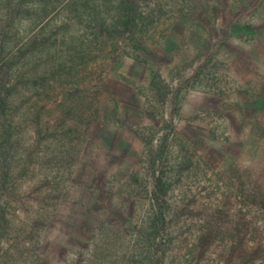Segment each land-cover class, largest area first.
I'll return each instance as SVG.
<instances>
[{
    "label": "rangeland",
    "instance_id": "rangeland-1",
    "mask_svg": "<svg viewBox=\"0 0 264 264\" xmlns=\"http://www.w3.org/2000/svg\"><path fill=\"white\" fill-rule=\"evenodd\" d=\"M35 1L0 264H264V0Z\"/></svg>",
    "mask_w": 264,
    "mask_h": 264
},
{
    "label": "trees",
    "instance_id": "trees-1",
    "mask_svg": "<svg viewBox=\"0 0 264 264\" xmlns=\"http://www.w3.org/2000/svg\"><path fill=\"white\" fill-rule=\"evenodd\" d=\"M35 0H0V161L4 160V155L7 154L9 147L8 140L11 136L10 128V117L8 115L10 100L9 96L11 95V88L7 85L6 73L11 67V65L18 61L19 58L24 54L26 48L17 47L16 57H14V62L10 61L9 53L5 47V40L10 36L7 33L9 28H16L20 25L21 18L26 12V7L29 2ZM35 7L37 2L35 1ZM47 6H51V0L46 1ZM65 6L70 5V2L67 1L64 4ZM44 18L39 19L38 24ZM37 44V39L32 37L30 44L28 46H34ZM31 48V47H30ZM1 165V164H0ZM2 180H5V174L2 171Z\"/></svg>",
    "mask_w": 264,
    "mask_h": 264
}]
</instances>
